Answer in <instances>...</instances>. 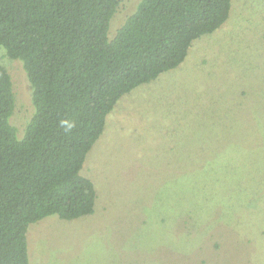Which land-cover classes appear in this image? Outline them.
Instances as JSON below:
<instances>
[{"label":"rangeland","instance_id":"obj_1","mask_svg":"<svg viewBox=\"0 0 264 264\" xmlns=\"http://www.w3.org/2000/svg\"><path fill=\"white\" fill-rule=\"evenodd\" d=\"M139 1L119 0L110 36ZM0 63L22 136L31 86L1 46ZM80 173L93 213L30 224V264H264V0H231L182 63L122 95Z\"/></svg>","mask_w":264,"mask_h":264},{"label":"trees","instance_id":"obj_2","mask_svg":"<svg viewBox=\"0 0 264 264\" xmlns=\"http://www.w3.org/2000/svg\"><path fill=\"white\" fill-rule=\"evenodd\" d=\"M118 5L0 0V46L21 62L34 108L18 136L13 84L0 63V264H30V224L93 213L96 191L80 170L108 113L182 63L194 40L227 20L231 0H140L110 36Z\"/></svg>","mask_w":264,"mask_h":264}]
</instances>
